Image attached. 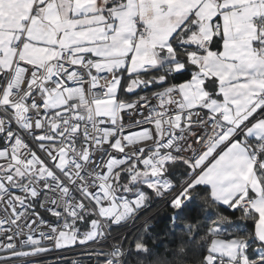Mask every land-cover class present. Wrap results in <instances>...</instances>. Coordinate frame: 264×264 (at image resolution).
Listing matches in <instances>:
<instances>
[{
	"label": "built area",
	"instance_id": "built-area-1",
	"mask_svg": "<svg viewBox=\"0 0 264 264\" xmlns=\"http://www.w3.org/2000/svg\"><path fill=\"white\" fill-rule=\"evenodd\" d=\"M256 24L262 28L258 20ZM135 25L134 45L151 33L140 19ZM210 46L205 40L202 48ZM14 48L18 50L19 45ZM96 65L88 55L76 62L74 52L66 50L42 67L20 59L8 69L0 66V254L30 245H51L26 258L0 257V264L50 257L45 263L49 264L83 254L94 259L113 257L118 251L123 254L122 244L115 240L148 219L136 221L146 210H139L144 197L119 195V211L105 220L90 199L99 205L113 204L105 199L101 184L131 162L160 181L175 155L196 159L226 128L222 114L188 105L177 84L130 98L120 95L115 121L98 116L94 102L110 96L117 75ZM55 90L64 93L65 102L51 111L46 98L54 97ZM249 148L260 164L264 140H254ZM63 153L66 164L60 168ZM87 207L96 214L98 235L82 244L58 248L62 229L79 233L75 219ZM211 259L214 264L245 263L244 257L230 261L214 255Z\"/></svg>",
	"mask_w": 264,
	"mask_h": 264
},
{
	"label": "crops",
	"instance_id": "crops-1",
	"mask_svg": "<svg viewBox=\"0 0 264 264\" xmlns=\"http://www.w3.org/2000/svg\"><path fill=\"white\" fill-rule=\"evenodd\" d=\"M136 19L151 33L134 45ZM179 31L180 51L172 42ZM205 40L209 49L202 48ZM66 50L76 62L88 55L99 69L114 70L120 82L128 77L124 94L126 85L139 90L137 78L163 83L165 75L153 73L166 66L192 67L191 78L178 84L184 99L222 114L226 128L194 159L190 183L208 186L224 205L254 212L263 254L264 157L258 164L249 146L264 140V0H0L2 69L15 59L42 67ZM244 248L238 239L216 237L211 244L214 254L233 260ZM262 261L264 255L245 264Z\"/></svg>",
	"mask_w": 264,
	"mask_h": 264
},
{
	"label": "trees",
	"instance_id": "trees-1",
	"mask_svg": "<svg viewBox=\"0 0 264 264\" xmlns=\"http://www.w3.org/2000/svg\"><path fill=\"white\" fill-rule=\"evenodd\" d=\"M180 34L182 31H179L172 40L173 46L179 51L185 48L179 44ZM214 48H219V42ZM168 68L170 67L166 66L153 73L154 76L165 75L163 83H156L153 78L150 80L151 87L144 90L140 86L139 90L133 93H123V87L128 79L123 77L120 95L130 98L151 93L172 84L178 85L189 80L194 72L191 66L183 71H172V73ZM193 163L194 159L174 156L164 169L163 177L167 178L171 184L167 191H159L153 184L131 186L133 190L139 192L137 195L141 194L144 197L143 207L139 210L146 208L136 221H143L147 217L148 219L130 230L124 238L115 240L116 243L122 244L121 248L125 250L123 254L118 251L113 257L101 256L99 259L83 254L49 264H210V261L214 264L211 258L216 254L213 253L211 244L216 237L226 240L238 239L245 243L244 253L235 260L244 257L247 263L262 258L264 252L263 254L258 252L261 243L256 237L257 216L254 212L243 206L234 207L216 201L208 186L191 185L189 182L179 190L192 176ZM136 170L135 165L129 166L123 173L122 180L127 181ZM119 190L124 195L134 198L128 195L129 193L123 192V187L120 186ZM75 224L79 231L78 237H82L98 224L96 214L85 210L75 219ZM217 227H220L222 231L216 234L214 229ZM117 231L119 229L112 230V232ZM90 240L92 239L87 241ZM216 256L235 261L221 255Z\"/></svg>",
	"mask_w": 264,
	"mask_h": 264
},
{
	"label": "rangeland",
	"instance_id": "rangeland-1",
	"mask_svg": "<svg viewBox=\"0 0 264 264\" xmlns=\"http://www.w3.org/2000/svg\"><path fill=\"white\" fill-rule=\"evenodd\" d=\"M121 82L116 80L111 89H110V96L106 99H97L94 102V108L98 116H105L110 117L114 121L117 117V98L120 95ZM132 88L130 85H126L125 87V93H131ZM63 98L64 93L62 91H54V97L46 98L47 103L50 107L51 111H54L56 109H59L63 104ZM115 146V145H114ZM66 164V158L65 153L61 155V158L58 162V165L60 168H63ZM133 165V162L130 163ZM124 165L121 168L116 169V171L113 173L112 177L109 179L108 182H104L101 184L102 193L105 197V199H111L113 204L112 205H99L96 202L93 201L92 198L91 201L93 202V205L95 209L99 212L100 216H102L105 220H108L113 215H115L116 212L119 211V206L117 203V198L119 195L123 194L122 191L119 190V187H123L124 191L126 193H129L128 195L135 197L139 192L136 190H133L131 186L133 184H138L137 187H139L141 184H151L152 182H156L157 184H154L155 188L159 191H167L170 189V183H167V178H163L160 181L156 180L154 181L153 177H150L149 175H146L144 171L140 168H137L136 172L131 174L129 176V179L127 181L122 180L123 173L126 172V170L131 165ZM156 177V176H155ZM188 181V180H187ZM188 184V183H187ZM18 198L22 196L21 192H16ZM86 211H89V213H93V209L91 207H87ZM98 225V224H97ZM95 225L90 231L85 233L82 237H78V235L73 234L69 228L62 229L58 240H57V247L58 248H64L75 245L77 242H84L89 239H93L98 235V227ZM217 229H220V232L222 229L220 227H217ZM122 230V228L120 229ZM51 248V245H30L27 247H24L22 249H17L13 251H7L0 254V257L2 258H26L27 256H32L34 254H40L42 252H45ZM52 260L50 257H46L42 260H38L35 262L28 261L23 264H45L47 261Z\"/></svg>",
	"mask_w": 264,
	"mask_h": 264
},
{
	"label": "water",
	"instance_id": "water-1",
	"mask_svg": "<svg viewBox=\"0 0 264 264\" xmlns=\"http://www.w3.org/2000/svg\"><path fill=\"white\" fill-rule=\"evenodd\" d=\"M137 83L143 87L144 90H146L148 87H151L152 86V83L151 82H148V81H144L140 78H137ZM133 172V171H132Z\"/></svg>",
	"mask_w": 264,
	"mask_h": 264
}]
</instances>
